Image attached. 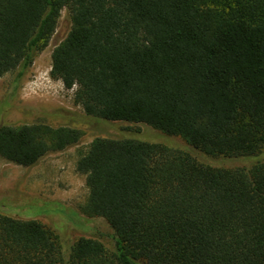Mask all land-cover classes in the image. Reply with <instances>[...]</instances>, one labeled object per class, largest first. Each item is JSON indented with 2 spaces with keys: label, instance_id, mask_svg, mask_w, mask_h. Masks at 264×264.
<instances>
[{
  "label": "trees",
  "instance_id": "obj_1",
  "mask_svg": "<svg viewBox=\"0 0 264 264\" xmlns=\"http://www.w3.org/2000/svg\"><path fill=\"white\" fill-rule=\"evenodd\" d=\"M65 10L50 77L87 117L145 124L206 158L136 137L78 151L80 211L116 248L0 212V264H264V0H0V77L23 74ZM81 131L0 125V157L29 167ZM249 166H223L215 160ZM54 225L55 222H52Z\"/></svg>",
  "mask_w": 264,
  "mask_h": 264
},
{
  "label": "rangeland",
  "instance_id": "obj_2",
  "mask_svg": "<svg viewBox=\"0 0 264 264\" xmlns=\"http://www.w3.org/2000/svg\"><path fill=\"white\" fill-rule=\"evenodd\" d=\"M70 20L61 12L56 29L31 65L16 78V70L0 77V125L44 123L50 127H71L81 131L77 144L63 151H49L34 165L22 167L0 157V212L20 219H36L54 230L60 253L67 259L73 243L81 237L92 238L108 250L116 248L114 235L102 218L87 217L81 205L87 194L84 176L75 169L78 151L86 150L97 137H136L180 148L201 162L206 158L180 138L169 139L145 124L107 122L87 117L73 103V90L50 77L51 52L67 35ZM223 166H249L248 161L224 162ZM52 222H55L54 225Z\"/></svg>",
  "mask_w": 264,
  "mask_h": 264
}]
</instances>
